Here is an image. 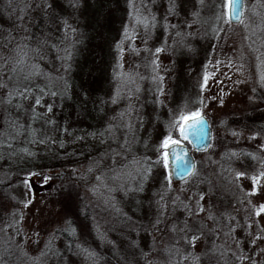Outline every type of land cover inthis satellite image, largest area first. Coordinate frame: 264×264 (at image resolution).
Returning <instances> with one entry per match:
<instances>
[{
	"label": "snow or ice",
	"instance_id": "obj_1",
	"mask_svg": "<svg viewBox=\"0 0 264 264\" xmlns=\"http://www.w3.org/2000/svg\"><path fill=\"white\" fill-rule=\"evenodd\" d=\"M154 2L155 0H140L136 3V0H128L129 22L123 25L121 39L115 42L116 63L113 76L118 80V84L115 92L109 97L110 103L117 104L122 95H126L128 104L126 108L112 116L110 122L98 133H88L92 137L99 136L101 143L111 141L116 147L110 146L98 159L90 160L81 179L87 180L91 174L92 183L89 191L101 202L104 210H111L115 217L120 219L128 232L124 247H118L116 241L109 239L107 233L100 230L99 224H96L97 237L112 246L117 264H264V243H261L264 241V155L260 154L264 153V121L249 129L248 124L229 128L227 117L219 119L221 128L236 141L244 138L248 140L259 138L260 143L256 152L226 148L219 154L220 160L208 154L205 157L207 162L218 165V170L208 175L202 173L194 158L187 159L188 149L183 147V142L189 141L190 134L194 132L197 151L203 150L207 153L209 150H215L216 138L212 134V126L204 111L207 105L203 95L193 101L191 107L185 102L174 109L169 108L165 132L155 146L154 159L147 154L137 155L133 151L134 144L139 142L136 124L139 123V126L143 127V117L136 109L133 97L139 98L137 94L140 92V86L137 84V79L144 80L145 77L138 72L123 70L124 53L131 51L139 55L141 49L131 42L141 39L143 51L151 56L146 67L151 68L150 80L155 87L150 88L149 91H154L156 104H164L161 97L165 96L164 73L167 68L163 67L159 54L171 51L177 44L191 47L190 44H186V38L194 35L190 31L194 25L201 24V10L205 5V0H196L198 7L190 12L192 18L184 22L188 31L178 30V25L171 24L165 17L163 24L165 34L170 29H177L172 44H168V40L165 39L153 49L148 47V40L158 24L157 16L150 7ZM6 3L7 8L11 9L7 13L9 18L15 17V31L0 28L2 33L0 34V106H3L6 117L4 128L0 129V137H2L0 148L6 146L11 149L13 147L11 141L17 140L25 132L33 137L29 143L44 144L52 140V137L47 135L40 139L37 135L38 130L31 125L42 118L46 124L55 125L54 119L46 118L47 114L53 111V104H44L43 99L46 95L53 98L57 95L63 96L68 83L64 75H54L45 71L41 62L47 59L49 49H55L58 53L56 58L63 62L62 67L66 72L71 67L72 49L78 42L75 40L78 29L73 27L66 17L57 14L53 0H15V7L13 0H6ZM79 3L80 0H68V6L73 9L77 8ZM257 5L264 8V0H254V12ZM212 7L214 23L211 25V31L217 40L224 31L220 26L221 21L224 25L230 26L235 20L246 31L249 30V24L245 23L246 0H222L218 4L213 0ZM177 8V0H168L169 15L175 14ZM36 10L41 11L46 27L60 26L59 30L63 33L62 38H59L60 43L67 42L63 49L49 39L51 32H42L39 36L31 32L29 27L32 23L31 13ZM140 28L144 30L143 37L139 35ZM224 38H228L227 34ZM215 48L214 44L213 50ZM254 51L257 86L251 91L256 94L259 89V95L250 96L248 99L253 102L257 100L264 102V53L259 49ZM215 63L219 65L221 61L216 60ZM228 63L231 67L232 61L229 60ZM242 68L243 64L237 71ZM209 77L210 73L205 71L202 83L199 84L201 92L208 85ZM36 80H42L43 83L37 84ZM243 82L235 81L237 84ZM58 84L59 88H57ZM223 96L224 92L221 89L219 98L213 96L210 99H219V104L222 106ZM29 100L32 101L31 104L27 103ZM107 102L101 100V104ZM9 106L14 107L18 112L24 111L28 114L30 122L20 123L19 116L12 118L8 111ZM40 107L45 108L44 113L39 112ZM245 129H249L247 135ZM60 131L71 134L66 127ZM76 139L80 140L83 137L77 136ZM52 142L56 143L55 140ZM59 143L61 147L64 146L63 140ZM20 152L30 157L35 155L27 147L20 149ZM16 154L10 152L8 155L12 157ZM109 154L111 164L106 165L104 161L109 158ZM172 157L181 161L175 173L170 164ZM241 157L251 158L255 162L254 165L246 168L242 165L244 170L233 167L232 161ZM4 158V155L0 154V160ZM156 167L164 170L160 188L153 191L152 197L147 201V219H135L120 206L116 194L122 193L126 198L133 193H143L145 184ZM174 176L181 185L178 189L173 187ZM33 178H37L41 184H47L51 180V176L46 173L27 171L18 181L24 188L22 198L14 194L10 195V199L16 203L12 211L5 212L4 219L0 221L2 225L0 226V264H18L21 257H26L30 264H65V251L78 257L81 264H101L103 257L98 251L81 242L71 219L65 218L50 229L46 228L43 240L39 219L34 220L31 225L25 223L26 210L35 199L31 194ZM242 178L250 180V188L244 187L241 183ZM8 179L11 180L10 175ZM3 183L4 181L0 180V184ZM13 183H9L8 187H13ZM220 187L225 191L235 189L230 210H220L217 204L213 203V197ZM235 192L241 195L237 196ZM258 195L261 199L255 200ZM143 203L139 199L136 200L138 207ZM178 212L183 215H178ZM240 213H243V222L239 217ZM142 235L149 240L146 249L141 246ZM61 237H66L63 249L58 244ZM29 243L36 246L34 253L28 251ZM245 244L249 246L247 249ZM14 249L19 250L20 253L16 260L12 259Z\"/></svg>",
	"mask_w": 264,
	"mask_h": 264
},
{
	"label": "rangeland",
	"instance_id": "obj_2",
	"mask_svg": "<svg viewBox=\"0 0 264 264\" xmlns=\"http://www.w3.org/2000/svg\"><path fill=\"white\" fill-rule=\"evenodd\" d=\"M139 2L140 0H136V3ZM215 2L218 4L222 0H215ZM246 3L245 23L249 24V30L246 31L239 23H231L228 26L221 21L220 26L224 28V31L217 40L211 31V25L214 23L213 0H205V5L201 10V24L199 26L194 25L190 30L194 35L186 38V44H190L191 47L177 44L173 46L171 51L159 54L163 67L167 68L164 73L165 96L161 97L164 100L162 105L154 102V91H149L150 88L154 89L155 87L150 80L151 68L146 67L151 56L143 51L141 39L138 38L131 42L141 51L139 55L131 51L124 53L123 70L125 72H138L145 77L144 80L137 79V84L140 86V92L137 94L139 98L133 97L135 107L143 117V127L141 128L139 123L136 124L139 142L134 144L133 151L135 154H147L154 159L155 146L165 132L169 108L174 109L185 102L191 107L192 102L201 95H203L207 105L204 111L207 113V118L212 126V134L216 138L214 151L193 152L203 174L208 175L218 170V165L209 164L205 159L208 154H211L214 159L220 160L219 154L226 148L258 151L259 138L256 140L244 138L236 141L219 125V119L225 117L228 118L229 128L248 124L249 129H251L264 121V102L260 100L253 102L248 99L250 96L259 95V89L256 94L252 93L251 89L257 86L255 83L257 74L255 67L256 52L254 50L259 49L260 52L264 53V43H262L264 42V8L257 5L254 12V0H246ZM177 4L178 8L175 14L171 15L167 13L168 0H155L154 3L150 4L152 11L157 16L158 24L152 30L148 47L154 49L165 39L168 40V44H172L174 32L177 29H170L165 34L163 27L165 17L171 24L178 25V30L188 31L184 22L192 18L190 12L198 7L196 0H177ZM13 7H15V0H13ZM53 7L59 16L66 17L69 23L78 29L75 36V40L78 42L74 44L70 61L71 67L66 72L62 67L63 62L56 58L58 53L55 49H49L47 59L41 62L45 71L54 75H64L68 88L63 96L57 95L53 98L46 95L44 97V104H53V111L48 113L46 118L54 119L56 123L55 125L46 124L42 118L40 124H36V128L45 135L51 130H58L56 132H59V138L61 136L63 138L67 136V133L60 131L59 126L61 125V129L62 127L70 128V142L77 136H81L83 139L77 140L81 149L77 147V150L73 149L67 156L73 161L72 163L60 164L61 166H55L54 169L48 168L43 171L51 176V180L47 184H41L37 178H33L31 194L34 195L35 199L29 209L26 210L27 219L25 223L31 225L34 220L39 219L42 240L46 228L50 229L65 218L71 219L80 233L84 228L89 229L91 226L90 228L93 230L91 233L94 238L97 237L96 224H99L100 230L107 233L109 239L116 241L118 247H124L126 246L125 238L128 236L127 229L111 210H104L101 202L89 191L92 183L91 174L87 180L81 179V175L86 172L90 160L98 159L100 154L107 152L110 146L116 147L111 141L101 143L99 136L92 137L88 133H98L110 122L112 116L126 108L128 104L126 95H122L117 104H112L109 101V97L115 92L118 84V80L114 79L113 76V68L116 63L115 42L121 39L123 25L129 22L128 0H80L79 6L75 9L68 6V0H53ZM10 11L11 9L7 8L6 0H0V28L15 31V17L10 19L7 14ZM31 16L32 23L29 27L33 34L39 36L42 32H51L52 35L49 39L52 43L59 44L61 49L66 46L67 42L60 43L59 38H62L63 33L59 30V25L46 27V21L40 10L32 12ZM138 31L140 37H143V28L138 29ZM225 34H227V39L224 38ZM245 36L249 38L245 39ZM214 44L216 45L215 50H213ZM59 54L63 55V53ZM216 60H220L221 63L217 65ZM229 60L232 61L231 67H229ZM241 64H243V68L237 71ZM205 71L210 73V77L208 85L201 92L199 84L202 83ZM237 80L244 82L237 84L235 83ZM35 83L41 84L43 81L36 80ZM59 87L58 84L57 88ZM221 89L224 92V104L222 106L219 104V99H210L213 96L219 98ZM101 100L108 102L101 104ZM27 103L31 104L32 101L29 100ZM8 111L12 118L19 116V122L24 121L25 113L18 112L12 106L8 107ZM39 112L44 113L45 108L40 107ZM5 118L3 106H0V129L4 128ZM249 129H245V135ZM43 138L44 136H41L40 139ZM32 146V149H28L35 155L39 151L48 152L51 154L49 156L51 158L48 159L50 162L53 161L52 149L55 144L50 147L46 141L44 144L37 142ZM20 149L22 148L18 147V150H15L12 147L9 149L6 146L0 148V154L5 157L0 160V180L4 181L3 184H0V221L4 219L5 212L12 211L16 203L10 199V195L14 194L22 198L21 194L24 191L23 185L19 184L18 181L25 172L20 171L21 165L18 164L24 162L29 156L20 152ZM10 152L17 154L9 157ZM75 152L77 153L73 155ZM260 154L264 155V153ZM63 162H69V160ZM104 163L106 165L111 164L110 154ZM254 163L251 158L241 157L232 161V166L244 170L242 165L246 168L254 165ZM163 174L162 168H154L152 175L145 184L143 193H133L126 198L123 197L122 193L116 194L120 206L135 219H147V201L152 197L153 191L160 188ZM9 175L11 180L8 179ZM9 183H13V187L9 188ZM241 183L246 189L251 187V182L248 179L242 178ZM180 186L179 181L173 180L174 188L178 189ZM234 191V188L230 191H225L223 187L218 188L213 197V203L217 204L220 210H230ZM235 195L241 194L235 192ZM137 199L144 202L140 207L136 204ZM254 199L259 200L261 197L258 195ZM177 214L183 215L180 212ZM239 217L243 222V213H240ZM62 240L58 241L61 249L64 248L65 243ZM99 242L103 257L101 264H117L112 246L100 239ZM148 242V237L142 235L141 246L146 249ZM27 247L29 252H35V245L29 243ZM248 247L245 244V248ZM64 255H68L67 251L64 252ZM70 255L65 256L67 262L65 264H68V260L72 264H76ZM19 256V250L14 249L12 259L16 260ZM18 264H30V262L27 261L26 257H21Z\"/></svg>",
	"mask_w": 264,
	"mask_h": 264
},
{
	"label": "trees",
	"instance_id": "obj_3",
	"mask_svg": "<svg viewBox=\"0 0 264 264\" xmlns=\"http://www.w3.org/2000/svg\"><path fill=\"white\" fill-rule=\"evenodd\" d=\"M21 113H25L23 111H20ZM15 119V118H14ZM29 117L28 114L25 113V117H24V121L22 123L27 124L29 123ZM40 119L35 121L34 123H32V127H34L35 129H37V123L40 124ZM61 129V125L59 126ZM63 128V127H62ZM68 130L70 128H67ZM38 130V129H37ZM58 130H51L50 133L47 134V136H51L52 140H55L56 143H53L52 140H48L47 143L48 145L51 147L53 144H55V147H53V153H52V159H53V164H50L52 162H50L51 158L49 157L51 154H49L48 152H43V151H39L36 155L34 156H29L27 157V159L22 162L21 164V169L20 171L23 172H27V171H38V172H43L46 171L48 168L49 169H54L55 166H61L60 164L64 165L65 163H72L73 161L70 160V158H67V156L69 155V152L73 151V149L77 150V147L79 149L80 145L77 142V139H73L71 142L69 141V134L67 133L66 137L62 136L59 138V132H56ZM37 135L39 136V138H41V136H46L45 134H41L39 131L37 133ZM65 138V139H64ZM33 139V137L25 132L23 136H21L20 138H18L17 140L11 141V143L13 144V147L15 150H18L19 148H33L32 144L33 143H29V141ZM63 140L64 141V146L61 147L60 146V141ZM49 151V150H48ZM77 152L73 153V155H75ZM70 155V156H73ZM41 156H45L47 158H42ZM63 158V159H62ZM69 160V162H63L65 160ZM44 173V172H43ZM76 227V226H75ZM91 226H89V229L84 228L83 231H81L82 233L79 232V229H77V234L81 240V242L85 243L86 246L91 247L93 249H95L96 251H98L100 253V255L102 254V249H101V244L99 242L98 237L94 238L93 234L91 233L93 230L90 228ZM61 239H63L62 241L66 240V237H61ZM68 255H70V253L67 252ZM65 255V256H68ZM72 258H74V263L76 264H81L80 259L78 257L72 256L70 255ZM67 263V262H66ZM68 264H72V262L70 260H68Z\"/></svg>",
	"mask_w": 264,
	"mask_h": 264
},
{
	"label": "water",
	"instance_id": "obj_4",
	"mask_svg": "<svg viewBox=\"0 0 264 264\" xmlns=\"http://www.w3.org/2000/svg\"><path fill=\"white\" fill-rule=\"evenodd\" d=\"M232 23H238V22L235 21V20H233ZM195 139H196L195 138V133L193 132L189 136V141H192V143H190L189 141H187V142L189 143V146L192 148V150L197 151L196 150V146H195ZM189 146L185 142H183V147H186L188 149L187 159L191 160V159L194 158V156H193L192 151L189 148ZM201 151H203V150H201ZM180 163H181V161L178 160L177 158H175V157L170 158V164H171V168H172L173 173H175L178 170L177 169V165L180 164ZM173 180L179 181L177 178H175V176H174V179Z\"/></svg>",
	"mask_w": 264,
	"mask_h": 264
}]
</instances>
